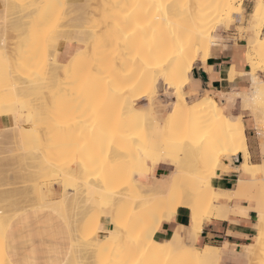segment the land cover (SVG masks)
<instances>
[{
  "label": "bare ground",
  "instance_id": "6f19581e",
  "mask_svg": "<svg viewBox=\"0 0 264 264\" xmlns=\"http://www.w3.org/2000/svg\"><path fill=\"white\" fill-rule=\"evenodd\" d=\"M83 1H87L83 3L85 7L73 5L71 9L77 6L87 11L83 19L91 15L92 24L87 23L92 26V31H88L90 35L87 30L83 31L86 38L80 33L60 31L53 37L55 43L51 42L54 45L48 51L47 77L28 78L20 86L9 84L12 94L0 95L3 108L0 119L10 122L0 130V143L5 147L13 146L24 162L29 161L25 162L27 175L34 182L32 201L22 196L19 199L22 207L17 213L0 205V264H12L4 251L8 223L29 208L53 210L49 196L38 189L39 179L63 187L71 180L78 181L76 185L82 199L85 198V202L81 199L85 203L81 215L88 218L94 211L101 210L106 219L105 224L100 219L92 230L94 240L101 238V233L105 238L123 233L129 241L131 233L135 249L127 248V253L119 256L118 248L124 245V241H120L111 247L106 257L96 256L94 260L95 256L85 254L89 258L84 256V264H219L227 246L198 248L195 243L205 222L229 220L234 214H242L240 206L230 207L220 202L221 197L231 199L234 193L235 198L248 193L257 213L256 238L243 246L238 258L249 260V264H264V162L253 165L248 161L242 121L226 113L220 103L243 97L244 107L248 109L261 96L264 80L258 78L256 72L264 71L261 27L264 0H255L247 26L253 34V39L246 44V63L251 69L250 92L234 95L200 87L193 73L198 67L204 74L210 72L207 60L215 31L220 25L228 29L238 20L235 13L242 7L243 0ZM31 2L29 0L27 5ZM69 12L67 15H71V10ZM69 17L66 18L69 21L63 23L65 26H61L71 25ZM86 21H83L85 25ZM67 41H74L82 48L61 63L57 59L58 51ZM233 78L232 68L229 79ZM29 91L36 92L35 97L30 95L35 107L21 120L15 102L22 98L28 100L24 92ZM6 100L13 101L5 106L9 109L4 107ZM27 102L30 104L24 101L25 106H29ZM255 117L264 123V114ZM163 136L170 156L193 155L209 167L210 176L204 189L191 193L186 188L176 195L173 182L177 178L173 173L154 177L151 186L143 184L144 180L135 181L137 164L129 166V159L142 155L149 159L155 154L164 156L162 148L152 149V144ZM182 138L187 149L178 153L177 142ZM28 144L34 148L30 154L26 151ZM239 156L242 175L234 190L209 188L216 171L226 167L230 157ZM139 161L142 168L144 160ZM120 172H125V176H120ZM50 189L48 184L45 190L52 198ZM209 191L214 198H204ZM157 198L160 199L159 217L143 221L145 211L134 209ZM1 199V202L9 201ZM61 201L56 205H61ZM103 201L108 206L106 209L100 208ZM170 204L171 211L167 209ZM179 208L188 211L189 225L175 230L168 240L158 242L155 239L158 226L163 219L174 216ZM89 223L83 220L78 229L84 230ZM147 235V239H142ZM174 249L178 251L171 254Z\"/></svg>",
  "mask_w": 264,
  "mask_h": 264
},
{
  "label": "rangeland",
  "instance_id": "374dc122",
  "mask_svg": "<svg viewBox=\"0 0 264 264\" xmlns=\"http://www.w3.org/2000/svg\"><path fill=\"white\" fill-rule=\"evenodd\" d=\"M17 1L20 2V0H12V3L21 6V8L23 9L18 14V18H23L29 31L23 37L18 38L15 41L6 42V43H5L4 34L1 33L0 31V95L1 96L6 95V94H12L11 91L13 90L10 87H8L9 84H18L20 86V83L23 80H26L28 78L45 79L47 77V74H48L47 68H48V62H49L48 61V51L50 50V47L54 45L52 44L54 42L53 37L57 33H60V31L61 32H75V33H80L82 37L86 38V35L85 33H83V31L87 30L86 32L87 35H90V32L88 33L89 30L92 31V26L90 25L92 24L91 23L92 19L90 18L91 15L90 16L88 15L86 17L84 16L85 19H83L82 16L84 15V13L86 15L87 11L84 12V9L82 8H80L82 10L71 9L72 8L71 3L68 2L67 0H35V1L32 0L30 4H32L35 8L32 7V5L30 4L27 5L29 0L27 1L23 0V2L25 1L26 3H23V2L17 3ZM35 2H37V4H35ZM86 2L87 1L81 0L80 7L81 6L85 7L84 4H87ZM93 5H95V3ZM22 6H24V8ZM68 6H71L70 9H68L69 8ZM67 10L69 11L71 10V15H67V13H70L69 11L67 12ZM77 10H79L80 12H83V14L79 13V11ZM72 11H74V13ZM72 13H73V16H72ZM244 13H245V10L243 9V6H242L235 13L238 16L242 17V20L240 23H238L237 20L235 19L228 26V29H224L225 27L220 25V28L222 27L224 28L218 31L217 40H215L216 39V35H215V37L213 38V42L221 40V35L223 32L228 33L229 30H235L237 33L239 25L244 26L246 24H249L251 22V20L249 19L251 9L249 10V12L247 13V16L245 17H244ZM65 14L67 16H65ZM71 16L73 17V20L71 19ZM68 17L70 18V21L72 23L71 25L69 23L68 24L69 26L67 25L68 27L65 28L63 27L65 26V24L63 25V23L64 21L66 22V20H68L66 19ZM80 17L82 18V21ZM85 20H87L86 25L84 23ZM87 23H90V24L87 25ZM53 27H55L54 31L52 29ZM36 28L40 29V31L37 32ZM64 28L67 31L63 30ZM68 28H70V30L72 29L73 31L72 30L69 31ZM83 28L84 30H81ZM51 29L52 31H50ZM56 29H58L59 32ZM241 30L243 29H240V33H238L239 39H243L246 42L249 41L251 37L250 33L242 34ZM49 32L50 33L52 32L53 34L51 35L49 34ZM59 40H62V38H60ZM231 40L234 41V39H231ZM59 43H61V41H59ZM77 45H78V48H82V46L79 45L78 43ZM27 64H32V65L30 67H27L26 66ZM198 74H199V67L193 73L194 79H195V76H197ZM263 79L264 78H262V80ZM198 83L200 87H202L200 82ZM24 93H26V95L28 96V100L26 99L23 100L22 98V99H18L15 102V107L16 109H18L20 113V116L22 118L21 120L26 119L27 118L26 112L34 110V107H35V103H33L32 99H30L31 98L30 95L35 97L36 92L29 91V92H24ZM24 101H29L30 104L27 102L26 105L28 104L30 107L25 106ZM256 101L257 102H255L253 105L247 108L252 113H254L255 109H258L256 116H258L259 114L263 115L264 105L261 104L260 98H258ZM11 104H13V101L6 100V102L4 103V107L5 106L8 107ZM6 107L5 109H9ZM2 109L3 108L0 107V118L2 116L1 115ZM257 121H258V128L261 130H264L263 120L258 119ZM9 125H10V122L8 121V123L6 124V127ZM165 141L166 140L163 136V138L159 139L156 142V144L155 143L152 144V147H153L152 149L154 151H156L157 148H162L163 151L166 153L164 156H158L155 154L151 156V158L149 159L145 155H142L139 158L136 157V158L129 159V166L131 165L133 166V164L134 165L137 164L135 181L137 180L139 181L140 180L139 178L144 176L148 180L143 182V184L145 185L147 184L148 186H151L152 183L151 182L148 183L149 178L152 177V180H153V178L156 177L155 176L156 168L159 165L167 164L173 168V170L170 172V173H173L172 176L174 178H177L173 182L174 191L176 195L183 192L186 188H188L191 193H195L198 190L204 189V187L206 186V183L208 182V177L210 176V172L208 170L209 167L205 166L202 160L200 161L199 159L195 158L193 155L179 154L180 156L179 155L170 156V154H168L169 148L165 144ZM180 142H177L179 143L177 144L179 146L176 148L178 153L180 150L182 151V150L187 149L185 146L186 144H184L183 142V138L180 139ZM180 146H182V148ZM26 151L29 152V154L30 152L34 151L32 144L27 145ZM140 158L144 160V165H143L141 174L138 175L137 177V171L140 170L142 166L140 165L142 160L139 161L138 163V160H140ZM231 159L233 158L230 157L229 162L226 161V167L221 168L220 169L221 172L229 170L230 167L228 163H231ZM25 162H24V159L19 155V152L13 146L5 147L3 144L0 143V197L3 199L7 198L9 200L6 202H1L2 201L1 199L0 205L5 207L6 210H10V212H13V213H17L19 209L22 207V205L19 202V199L22 196H26L27 198H29V199H26L27 201H32L30 199L34 196V193L32 191L34 182L32 181L31 176L27 175V169H26ZM176 171L178 173L174 175ZM119 174L122 177L125 176V172H120ZM73 181L74 180H71L67 184H64V187L63 185H60V184L51 185V183H48V182L46 183L45 181L41 179L37 181V186H38V189L41 191V194L43 193L44 195L49 196L48 200L51 201V205H53L52 212L58 215L60 218H62L70 230L71 237H72V248L70 251L69 258L65 264H80V263L84 264L83 262L84 256H87L88 254L93 255V257L95 256L94 260L96 256L106 257V255H109L110 252L112 251L111 247L113 248L115 244L120 241L121 242L124 241V245L122 246L123 244L122 243L121 246L118 248L117 253L119 256L127 253L126 252L127 248H130L131 250H133L134 244L132 243L131 233L129 235L130 236L128 239L129 241H127L128 236L127 235L124 236L123 233L121 234V236H116V237H111V238H105L104 234L101 233L100 234L101 238H98L95 240L93 239L92 234H91L92 230L95 229L100 219H102V224H105V220H106L105 216H103V213L101 210L94 211L93 213H91V216L88 218L86 217L84 218L81 215L82 214L81 210L82 208H84L83 206L85 205L84 203L85 198L82 199L81 190L78 187V184L76 185L78 181L77 182H73ZM48 184H50V187L53 186V197L52 198H50V194L48 195L45 190ZM208 186L210 188L211 184H209ZM116 188L117 187H115V189ZM170 191L166 192L167 193L166 196L169 195ZM234 195L236 194L234 193L230 196L231 199H228L227 197H221L220 202L226 203V205L230 207H233V206L235 207L238 201H242V200L252 201L248 193H246L245 195H242L239 198H235ZM204 198H207V199L214 198V194L212 192L210 193L209 191V193L205 195ZM61 199L63 200L61 201L62 204L57 206L56 205L57 201L59 202ZM81 199L84 200V202H82ZM158 199L159 198L150 201L144 206H138L134 209V210H144L145 211V217L143 221L156 220L159 217L158 216V213H159L158 203L160 199L159 200ZM87 203L88 202H86V204ZM103 203L104 201L100 205V208L106 209L108 206L104 205ZM171 207L172 205L170 204L167 207V209L171 211L172 210ZM246 210L247 209H243L242 207H240V211H242V214H244ZM234 215H241V214L238 213ZM85 219H87L90 223L88 225L86 224L84 230L78 229L80 223ZM74 226H77V227H74ZM73 227L76 228L75 233L73 232ZM77 229L79 230L78 232H77ZM148 237L149 236L147 235V236H144V238L142 239H147ZM196 243H197V239H196ZM197 247L201 248L199 246ZM217 247H219V249L224 248L223 246H217ZM177 251L178 250L174 249L170 253L173 254ZM225 252H226L225 254H222L224 255L223 257L221 255L219 264H237L238 254L243 252V248L239 250H236L235 248H231V249L226 248ZM230 253H233V254L235 253L237 255L234 254L235 255L234 256L233 254H230ZM103 257H102V260H104ZM96 260H98V258ZM241 261H245V264H249V260L247 259L241 258ZM191 264H197V263H191Z\"/></svg>",
  "mask_w": 264,
  "mask_h": 264
},
{
  "label": "crops",
  "instance_id": "0c3cea01",
  "mask_svg": "<svg viewBox=\"0 0 264 264\" xmlns=\"http://www.w3.org/2000/svg\"><path fill=\"white\" fill-rule=\"evenodd\" d=\"M67 1L71 3V6H79L81 2V0ZM254 2L255 0H244L242 4L245 10L244 17L247 16ZM77 6H74L73 9H79ZM22 10L19 5L13 4L12 0H0V31L4 34L5 43L15 41L28 33L29 29L25 21L23 18H18V14ZM241 20L242 17L238 16L237 22L240 23ZM247 26L248 24L239 25L237 33L235 30H229L228 33L223 32L221 40L211 44L207 60V67H210L211 70L208 74L203 73V79L200 77L201 71L195 76L196 81L200 82L202 88L225 95L248 94L250 92L251 78L249 73L251 69L246 63V44L248 41L239 39L238 36L240 29H243L241 30L242 34H244V31L250 33L249 40L253 39L252 31L247 30ZM220 29L215 31V40H217V33ZM36 31L39 32L40 29L36 28ZM231 39H234V41ZM77 49L76 42H65L58 51V61L61 63L66 62ZM232 68L234 78L230 80ZM256 75L262 80L264 71H257ZM220 103L226 113L242 121L248 161L253 165L262 164L264 162V130L258 128V121L255 117L258 109H255L254 113L246 109L243 97H237L234 101L224 100ZM20 119H22L21 116ZM7 123L8 121L5 122L0 119V130L5 128ZM240 157L231 159L229 170L216 171V176L211 179L212 188L216 190H234L242 175L240 168L242 160ZM142 169L143 167L137 171V177L141 174ZM172 170L173 168L170 165H159L155 170V176L165 177ZM139 179L144 180V182L148 180L144 176ZM151 180L152 177L149 178L148 183ZM51 193L53 194V186H51ZM237 205L247 209L246 212L241 215L230 216L229 220L205 222L200 235L197 237L195 246L224 247L226 245L228 249L235 248L239 250L244 245L251 244L256 238L254 228L257 221V213L254 211L255 202L242 200L238 201ZM188 225L189 213L187 210L180 208L174 216L162 220L155 234V239L158 242H164L171 237L175 230ZM71 248L72 237L69 228L62 218L46 209H26L16 215L5 229L4 251L12 264H65L69 258ZM237 264H245V261L238 258Z\"/></svg>",
  "mask_w": 264,
  "mask_h": 264
},
{
  "label": "snow or ice",
  "instance_id": "6c2138e0",
  "mask_svg": "<svg viewBox=\"0 0 264 264\" xmlns=\"http://www.w3.org/2000/svg\"><path fill=\"white\" fill-rule=\"evenodd\" d=\"M261 27L264 28V18H261ZM260 100L261 104L264 105V88H262ZM262 218H264V213H262Z\"/></svg>",
  "mask_w": 264,
  "mask_h": 264
},
{
  "label": "water",
  "instance_id": "95a60500",
  "mask_svg": "<svg viewBox=\"0 0 264 264\" xmlns=\"http://www.w3.org/2000/svg\"><path fill=\"white\" fill-rule=\"evenodd\" d=\"M200 77L203 79L204 78V74L201 72L200 73Z\"/></svg>",
  "mask_w": 264,
  "mask_h": 264
}]
</instances>
